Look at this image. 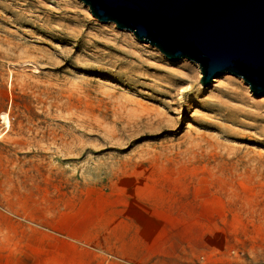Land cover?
<instances>
[{
    "label": "rangeland",
    "instance_id": "1",
    "mask_svg": "<svg viewBox=\"0 0 264 264\" xmlns=\"http://www.w3.org/2000/svg\"><path fill=\"white\" fill-rule=\"evenodd\" d=\"M85 7L0 0V264H55L54 237L154 196L214 237L197 264H264V95Z\"/></svg>",
    "mask_w": 264,
    "mask_h": 264
},
{
    "label": "water",
    "instance_id": "2",
    "mask_svg": "<svg viewBox=\"0 0 264 264\" xmlns=\"http://www.w3.org/2000/svg\"><path fill=\"white\" fill-rule=\"evenodd\" d=\"M98 20L129 29L208 83L222 72L264 94V0H81Z\"/></svg>",
    "mask_w": 264,
    "mask_h": 264
},
{
    "label": "crops",
    "instance_id": "3",
    "mask_svg": "<svg viewBox=\"0 0 264 264\" xmlns=\"http://www.w3.org/2000/svg\"><path fill=\"white\" fill-rule=\"evenodd\" d=\"M165 198L117 205L104 224L83 228L77 241L54 237L48 255L55 264H197L193 258L211 250L215 239L202 237L190 213L181 211L182 197Z\"/></svg>",
    "mask_w": 264,
    "mask_h": 264
},
{
    "label": "bare ground",
    "instance_id": "4",
    "mask_svg": "<svg viewBox=\"0 0 264 264\" xmlns=\"http://www.w3.org/2000/svg\"><path fill=\"white\" fill-rule=\"evenodd\" d=\"M85 5H86V4H85ZM85 9H86L88 12L90 11L88 5H86ZM165 56H166V55H165ZM194 68H195V70H196V72H197V74H198V77H200V69H199V66H198V64H197L196 62H194ZM229 78H230V76L227 74V72H222V73H220L219 75H217V76L213 79V81H217V80H219V79L227 80V79H229ZM244 84H245L246 89L250 92L251 90H250V87L248 86V84H247V83H244ZM251 94H252V93H251ZM262 95H264V94H262ZM0 120H1V122L5 123V126H8V125H9V119H8L7 113H6L5 111L0 112Z\"/></svg>",
    "mask_w": 264,
    "mask_h": 264
}]
</instances>
